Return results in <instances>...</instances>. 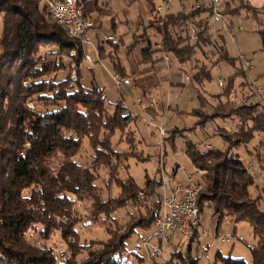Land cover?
<instances>
[{
    "label": "trees",
    "instance_id": "1",
    "mask_svg": "<svg viewBox=\"0 0 264 264\" xmlns=\"http://www.w3.org/2000/svg\"><path fill=\"white\" fill-rule=\"evenodd\" d=\"M94 1L84 0L80 4L89 19L94 18V12L99 13L94 9L97 6ZM148 1L155 14L150 26L157 31L160 42L154 49L151 42L141 40L143 35H140L134 37L130 47L147 42V47L141 49L140 63L165 61L167 55L176 61L175 70L180 76L191 73L189 83L199 89L201 108L192 109L190 114L198 118L195 112L203 110L205 97L202 94L207 93L203 85L211 81L212 71L222 63L233 66L231 75L223 79L222 87L218 84L221 92L209 95L217 103H212L213 112L198 119L192 129L168 131L165 127V140L173 143L177 137H186V131L212 125V132L223 139L226 149L208 146L207 150H202L200 144L191 140L185 142V154L200 173L199 179L192 175L202 187L196 201L200 220L204 209L210 208L217 225L212 238H218L219 228L225 221L246 222L252 228L255 244L250 247V262L224 257L220 251L215 255L216 262L264 264V177L262 175V181L256 183L247 168L251 163L257 174H264L261 155L264 102L257 97L255 84L248 80L243 67L236 66L238 58H232L218 38L222 29L233 27L234 19H252L257 23L256 32L264 53V6L255 8L248 0H222L224 21L220 22L222 27L213 32L217 24L208 20L213 9L210 0H196L188 12L183 11L182 4L181 10L165 15L159 14L154 0ZM196 3H200L199 8ZM0 16L3 17L0 39V264H148L144 252H139L140 242H160L155 231L159 204L144 217L143 213L136 214L141 210L142 195L155 197L157 201L160 180L147 178L142 187L132 177L123 181L119 176L120 157L138 143L130 125L139 117L129 112L123 102L110 112L103 89L95 84L85 87L79 77L73 81L71 72L57 77L59 71L73 64L79 72L86 52L80 41L70 37L51 19L43 1L0 0ZM105 42L115 47L120 45L118 39L116 44ZM48 46L54 48L40 52V48ZM99 49L102 53L103 47ZM158 52L162 56L159 60L153 59L152 55ZM115 60L112 62L114 73L129 74L138 80L140 72L137 69L127 72ZM183 81H177L179 87L186 85ZM151 85L154 89L163 84L141 86L140 99L142 103L147 102L144 110L149 111L151 117H158L149 109L154 108L150 105ZM169 87L174 86L169 84ZM30 100H35L41 108L31 107ZM235 104L239 106L234 108ZM236 121L237 128H234ZM85 141L92 151L89 163L82 161ZM241 155L247 157L245 162ZM114 187L120 190L116 197L110 195ZM253 187L255 197L251 194ZM80 204L83 210L79 209ZM129 208L133 211L123 223L115 214ZM108 219L109 225H104L107 240L93 249V244L82 241L83 225L97 221L102 224ZM200 220L186 242L182 235L174 234L177 242L170 236L172 260L169 264H200L197 252L204 241L199 238ZM136 235H141L139 244L135 245L139 250L131 251L130 256L135 259L129 261L124 258L125 253ZM55 237L64 245L59 252L55 248ZM158 257L152 254L150 264H163Z\"/></svg>",
    "mask_w": 264,
    "mask_h": 264
},
{
    "label": "rangeland",
    "instance_id": "2",
    "mask_svg": "<svg viewBox=\"0 0 264 264\" xmlns=\"http://www.w3.org/2000/svg\"><path fill=\"white\" fill-rule=\"evenodd\" d=\"M94 2V4L97 5L94 9L96 8L99 13L94 12L92 14L94 17L92 20L95 21H93L94 30L90 33L88 44L84 45L86 55L91 56L92 62L87 59L84 60L79 72L73 64L71 67L59 71L57 77H65L71 72V79L73 81L79 77L81 83L85 87L95 84L103 89L107 97L108 110L110 112L114 110L116 104L123 102V104L130 110L129 112L139 117L137 121L130 125L131 131L133 130L136 133L135 135L137 138L135 141L138 139V143L135 144V148L128 152V154L126 152L125 155L120 157L121 166L119 176L123 181L132 177L139 186L143 187L147 178L160 179L163 168L166 175H172L177 183H186V177L183 170H185L186 174L194 175V177L199 179L200 173H197L192 162L185 154V142L186 140H191L200 144L202 150H207L208 146L217 150L226 149V144L223 139L218 135H214L212 132V125L206 124L203 128L196 127L192 132L186 131V137H177L173 143L168 142L164 148L159 146L160 138L156 127L160 125L163 119H165V127L168 131L173 130L174 128H179L181 130L192 129L198 119H203L206 114H211L213 112L211 108L212 103L214 105L217 103L216 101H213L209 95H216L221 92L217 83L218 79H227L233 71V66L227 63H222L212 71L211 81L205 82V85H203L205 86V91L207 93L202 94V96L205 97L202 101L203 110L200 113L195 112V114L199 115L197 118L190 113L192 109L195 110L201 108V99L198 95L199 89L197 90L196 86L189 82H186V85L182 87H179L180 85L177 83L179 80L186 81L185 75L189 76L191 73L188 72V74L180 76L175 70L177 64H175L176 61L172 57L168 63L163 60L150 64L140 63L142 57L141 49L147 47V42L130 47L134 41V37L140 35H143L141 40L150 41L154 49L156 43L160 42L157 31L150 26L155 15L152 11L153 7L150 5L151 3L148 0H95ZM154 2L156 7H158V10L159 8H163V10H159V14L162 15V13H164L165 15L170 12L181 10L182 4H184L183 11H191L190 7L195 4L196 0H154ZM216 24L217 26L213 27V32L217 30L216 28L222 27V23ZM2 27L3 17L0 16V39ZM256 29L257 23L255 20L243 19L240 17L234 19L233 27L231 29H222L218 38L219 41L226 46L229 55L232 58H238V60H236V66H241V56H244L245 60H250L253 68L246 73V76L249 81L255 84V86H260L264 90V77H260L264 74V53L261 51V40ZM109 35H113L118 41H120L119 47H115L105 42ZM100 46L103 47L102 53H100ZM51 48L54 47L48 46L40 48V52L44 53ZM113 51H115V54L111 53ZM98 55H100V57L97 59ZM161 56L162 53L158 52L153 54L152 58L159 60ZM115 59L121 63L122 67L126 68L127 72L137 69L138 71H136L140 72L138 80L136 81V78L129 76V74L122 75L117 73L121 77L129 79L130 81V85H123L119 89L113 79V75H115L116 72L114 73L112 62H114ZM75 74L76 78L74 79L73 77ZM158 81L163 85L154 89V85H151L152 87H150V89L153 90L149 91L157 102V106L153 109H149L150 112L152 111L151 113H154L158 117L154 114L153 116L155 117H151L148 113L149 111L144 110L147 106V102H141L142 104L138 103V99L142 97L140 94V88L141 86H146L152 83L155 84L156 82L159 85ZM168 83L171 84V87H174L171 89ZM28 103L33 108H41L35 100H30ZM236 106L239 105L235 104L234 108H236ZM175 110H180V112ZM177 112L179 114H177ZM237 122L238 121H236L234 128H237ZM130 135L134 136L132 132H130ZM116 141L117 139H115V142ZM122 146L123 144L119 145V149H121ZM84 153L85 157H87H83L82 161L89 163V156L92 154V151L89 148L87 141L84 143ZM241 159L245 162L247 157L241 155ZM175 168L176 171L173 172ZM203 189L206 191L205 187H203ZM119 191L118 188L114 187L111 190L110 195L116 197V195L118 196L120 194ZM104 194L107 195V192L105 191ZM251 194L254 197L256 196L254 187L251 189ZM140 203L141 210H139L136 215H141V213H143V217L147 214L148 210L151 211L157 204L155 197L147 198L145 195H142ZM81 206L82 205L80 204L78 207L80 210H83ZM130 211H133V209L129 208L128 210H123L121 213L115 215H117V218L121 220V222L125 223V221H128L130 218ZM212 215L213 213L210 208L204 209L201 214V220L199 218L202 222V226H200L201 231L207 230L213 233L215 232V227H217V225ZM109 221L110 220L108 219L107 221L104 220L102 224L97 221V223L90 222L89 224L86 223V226L83 225V227H81L82 241H85L86 244L89 245L93 244V249L96 244H99V242L107 240L108 234L104 230V225H109ZM220 227L218 238L207 237L203 239L202 247H200L197 252V255L200 258V264H220L219 261L216 262L215 258L218 251H220L224 257L231 256L232 258H243L245 261L250 262V247L255 244L251 226L246 222L236 224L232 221H225ZM113 231L108 230V232ZM120 231L123 232L124 230ZM140 234L142 235V233ZM174 234L171 236L172 240L177 236ZM141 235L139 237L136 235L133 237L132 241H130L127 247L128 251L125 253V259L134 261L135 258L131 257L130 253L133 250H139L135 248V245L139 244ZM143 236L147 235L143 234ZM182 238L183 241L186 242L187 239L184 237ZM221 238H228L230 239V242L222 243L220 242ZM177 241L178 239L176 238V242ZM54 242L56 243L55 248L57 249V252H59L61 248H64L63 243H61L56 237L54 238ZM142 242H140V245ZM171 242L172 241H169V248L166 257L168 252L170 253L172 250V247L170 246ZM184 242H180V245H184ZM164 248L167 249L165 246ZM139 252H144L142 247ZM171 260L172 259L168 257L165 261L166 263H162L169 264ZM145 261L150 264L147 258Z\"/></svg>",
    "mask_w": 264,
    "mask_h": 264
},
{
    "label": "built area",
    "instance_id": "3",
    "mask_svg": "<svg viewBox=\"0 0 264 264\" xmlns=\"http://www.w3.org/2000/svg\"><path fill=\"white\" fill-rule=\"evenodd\" d=\"M46 4L47 10L50 14L51 19L63 29L66 30L68 35L78 41H80L83 46L88 44L90 40V33L94 30V20L89 19L85 16L83 8L80 4L84 0H41ZM213 5L212 13L208 17V20L212 23H220L224 21V15L221 10L222 0H210ZM261 3H256L254 0H248L251 6L255 8H262L264 6V0H260ZM200 7V3H196V8ZM163 10V8H159ZM164 15V13H162ZM195 38V36H193ZM108 42L112 44L117 43V39L113 35L107 37ZM160 47V46H158ZM165 61L168 63L170 58L165 55ZM86 59L92 62L91 56L86 55ZM241 67L247 73L253 66L250 63V60H245L244 56L240 57ZM76 78V74L73 77ZM116 86L120 89L123 85H130L129 79L121 77L118 74L113 75ZM76 80V79H75ZM186 82H189V76L185 75ZM223 79H218V84L220 87L223 85ZM256 87V95L259 99L264 102V90L260 86ZM138 103H141V99H138ZM150 105L153 107L157 106V102L152 95H150ZM163 119L157 130L160 138V147L164 148L167 144L165 140L167 135V130L164 125ZM261 155L264 160V147L262 148ZM248 171L253 176L256 183L262 181L261 173L257 174L256 169L253 164H248ZM178 171V170H177ZM183 173L186 177V183H177L174 180V177L169 174L166 175L164 168L161 171L160 175V185H159V198L156 203L159 204L160 212L159 216L155 221V231L158 234V240L160 242H154L151 240H146L142 243L141 247L144 250L145 257L149 260L151 259L152 254L159 256L160 261L166 263L170 253L166 257L167 250L169 248V238L172 234L178 233L182 235L185 239H188L194 226L198 225L200 218V211L198 207L199 194L202 191L201 185L196 182L194 177L191 174H186L185 170ZM264 199V194H263ZM207 237H213V232L203 230L200 233V240H203ZM220 242L228 243L230 239L221 238ZM167 247V249L164 248Z\"/></svg>",
    "mask_w": 264,
    "mask_h": 264
},
{
    "label": "bare ground",
    "instance_id": "4",
    "mask_svg": "<svg viewBox=\"0 0 264 264\" xmlns=\"http://www.w3.org/2000/svg\"><path fill=\"white\" fill-rule=\"evenodd\" d=\"M254 1H256V3L261 2L260 0H254Z\"/></svg>",
    "mask_w": 264,
    "mask_h": 264
}]
</instances>
